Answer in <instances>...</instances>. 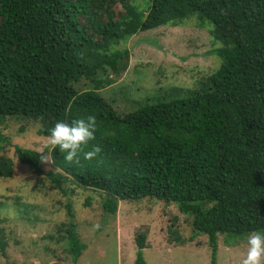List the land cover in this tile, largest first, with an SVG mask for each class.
Here are the masks:
<instances>
[{"label": "trees", "instance_id": "16d2710c", "mask_svg": "<svg viewBox=\"0 0 264 264\" xmlns=\"http://www.w3.org/2000/svg\"><path fill=\"white\" fill-rule=\"evenodd\" d=\"M189 22L208 28L219 45L216 70L195 89L171 90L118 115L96 90L127 69L128 50L117 46ZM88 115L97 119L89 146L102 153L77 164L52 150L58 171L46 176L55 187L71 181L105 192L110 215L119 201L174 203L192 217L193 234L208 237L211 264L218 235L246 240L264 232V0H151L146 15L128 0H0V125L6 117L31 119L47 138L57 121ZM7 143L0 132V147ZM14 154L42 174V153L15 146ZM13 173L0 155V179ZM60 239L74 259L86 248L75 225ZM143 239L135 264H147Z\"/></svg>", "mask_w": 264, "mask_h": 264}, {"label": "rangeland", "instance_id": "374dc122", "mask_svg": "<svg viewBox=\"0 0 264 264\" xmlns=\"http://www.w3.org/2000/svg\"><path fill=\"white\" fill-rule=\"evenodd\" d=\"M128 2L144 15L151 4ZM218 46L208 28L193 22L137 33L117 46L128 50L126 71L96 90L118 115L133 112L145 100L171 90L197 88L218 67L213 51ZM39 130V122L22 117H6L0 125L8 141L0 155L12 161L14 170L12 177L0 179V229L6 243L0 264H135L139 236H144L147 264H211L208 237L193 234L192 217L181 214L176 204L152 198L119 201L110 215L102 206L108 199L105 192L71 181L63 189L55 187L46 176L58 171L52 163L41 161L42 174L33 173L18 161L14 147L50 153ZM96 223L99 230L93 229ZM71 224L86 247L77 259L69 253L68 241L60 239ZM246 241L218 235L216 264H240Z\"/></svg>", "mask_w": 264, "mask_h": 264}, {"label": "clouds", "instance_id": "9594fccd", "mask_svg": "<svg viewBox=\"0 0 264 264\" xmlns=\"http://www.w3.org/2000/svg\"><path fill=\"white\" fill-rule=\"evenodd\" d=\"M97 129V119L95 115H88L72 121L70 124L57 121L50 129L47 137L48 146L51 152L42 156V162L52 163L51 153L54 149L66 153L64 160L69 163L92 161L98 158L102 153L99 145H91L90 141L95 139ZM100 225H93L94 230H99ZM240 264H264V232L254 231L248 234L246 241V250L243 253Z\"/></svg>", "mask_w": 264, "mask_h": 264}]
</instances>
